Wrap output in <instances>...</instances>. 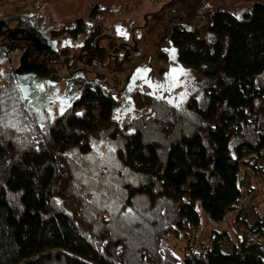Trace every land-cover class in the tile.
I'll return each instance as SVG.
<instances>
[{"label": "trees", "instance_id": "trees-1", "mask_svg": "<svg viewBox=\"0 0 264 264\" xmlns=\"http://www.w3.org/2000/svg\"><path fill=\"white\" fill-rule=\"evenodd\" d=\"M107 12L96 0L88 20L54 35L88 32L83 52L93 50ZM169 12L162 37L194 73L185 104L135 91L119 118L117 94L95 81L39 123L3 77L0 264H264V216L251 225L239 218L244 177L264 172L257 159L264 152V2L239 16L206 9L198 27L191 14L183 24L186 15L175 14V22ZM151 26L140 38L160 42L158 23ZM135 45L117 49L130 55ZM85 161L97 164L92 172ZM233 212L242 228L228 253L220 245L225 232L181 259L165 242L168 235L188 240L202 215L220 223Z\"/></svg>", "mask_w": 264, "mask_h": 264}, {"label": "rangeland", "instance_id": "rangeland-1", "mask_svg": "<svg viewBox=\"0 0 264 264\" xmlns=\"http://www.w3.org/2000/svg\"><path fill=\"white\" fill-rule=\"evenodd\" d=\"M95 1L9 0L0 5V85L4 84L5 78L11 79L14 90L39 123L64 111L77 98L84 83L95 81L102 82L117 94L116 114L119 118L130 112L129 97L135 91L148 92L171 104H185L188 94L192 93L194 73L177 61L174 48L166 37H162L167 33L161 26L167 15L163 14L166 9L169 8L175 22V14L186 15L183 24L190 21L188 15L191 14L194 16L192 26L198 27L206 9L221 7L239 16L254 1L264 2L100 0L108 7V12L102 19V35L91 43L93 50L83 52L89 40L88 32L76 39L63 33L54 35L63 25L67 32L75 21L88 20L89 7ZM152 23H158L155 29L160 34V42L152 37L140 38L154 32ZM136 41L139 43L135 45ZM122 44L135 45L137 51L133 49L126 55L124 49H117ZM114 61L122 66V70L115 67ZM257 159L258 167L264 168V152ZM96 165L92 167L85 161L82 168L92 172ZM100 167L103 171V166ZM241 189L239 218L251 225L264 216V172L258 173L256 178L247 174ZM235 214L229 213L220 223H213L202 215L199 226L193 228L188 240L168 235L165 242L181 259L190 249L195 252L207 249L214 231L225 232L220 245L222 251L228 253L236 233L242 228L241 223L234 222Z\"/></svg>", "mask_w": 264, "mask_h": 264}]
</instances>
